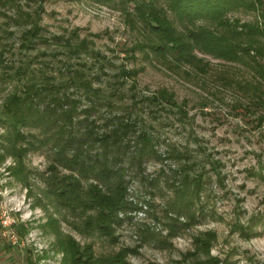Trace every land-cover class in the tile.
<instances>
[{
	"label": "rangeland",
	"instance_id": "obj_1",
	"mask_svg": "<svg viewBox=\"0 0 264 264\" xmlns=\"http://www.w3.org/2000/svg\"><path fill=\"white\" fill-rule=\"evenodd\" d=\"M137 1L0 0V50L1 42L8 44V65L28 63L27 73L38 82L49 75L80 97L81 107L90 103L89 88L110 93L112 84L123 79L118 76L121 69L134 67L137 88L127 82L113 97L111 110L104 106L96 115L103 122L132 113L140 128L158 138L162 154L145 163L146 176L159 178L155 195L144 189L134 165L128 200L139 208L121 210L112 230L101 231L106 218L97 210L66 206L56 195L61 179L72 172L63 166L52 170L55 150L30 134L38 129L23 128L39 148L19 155L28 139L15 136L5 100L27 78L0 67V264H63L67 256L58 241L72 239L96 255L120 253L128 264H195L196 258L213 264H264V0H242L227 12L230 24L224 28L210 19L196 20L232 35L234 43L253 44L248 54L234 59L199 50L195 58L173 53L163 57L149 46L135 48L156 37L140 19ZM158 3L166 6L179 29L190 25L164 0ZM19 5L22 12L37 9L44 37L35 48L19 47L23 30L31 25L30 19L16 22ZM83 39L87 49L77 55L71 47ZM68 64L83 71L89 88L71 83L69 68L64 70ZM162 89L174 94L177 107L165 100L151 106L141 98ZM135 91L138 103L131 96ZM185 164L186 171L189 165V171L205 177L201 202L193 208L199 217L171 236L176 231L167 228L171 217L166 210L174 197L177 170ZM83 183L89 186L88 180ZM146 192L150 205L142 203ZM181 220L186 221L183 216Z\"/></svg>",
	"mask_w": 264,
	"mask_h": 264
},
{
	"label": "trees",
	"instance_id": "obj_2",
	"mask_svg": "<svg viewBox=\"0 0 264 264\" xmlns=\"http://www.w3.org/2000/svg\"><path fill=\"white\" fill-rule=\"evenodd\" d=\"M164 1L179 20H186L190 25L186 24L183 30L179 29L174 19L169 18L166 6L158 3V0L137 1L135 7L140 19L156 37L152 43L146 41L135 48L149 46L163 57L167 53H173L177 58L184 56L195 58L196 50H199L228 59L237 58L242 53L248 54L253 48L252 43L246 46L241 45L240 42L234 43L232 35L218 28L211 29L206 25L196 24L197 19L205 18L224 28L230 24L226 17L227 12L241 6L242 0ZM22 7L21 5L16 22L20 24L22 20L30 19L31 25L23 30L19 47L20 49L35 48L38 39L44 37L39 19L36 20L37 9L22 12ZM250 31L257 30L252 28ZM1 44L0 67L12 69L24 80L27 78L20 91L13 92L5 100V112L7 118L12 121L15 136L27 140L28 137L23 128L38 129L30 134L40 140L41 144H51L55 150L52 170L55 172L58 166H63L72 172L61 179V185L57 188L56 195L61 202L66 206L77 204L83 208L97 210L100 216L106 218V223L100 226L101 231L112 230L113 224L119 219L121 210L134 208V206L139 208L138 203L134 204L128 200L129 186L135 179V176L129 175L130 168L137 165L144 189L149 195H155L154 189L159 180L157 177L149 178L145 174L147 159L162 157L158 149V138L147 128H140L139 120L137 118L135 120L132 113L122 116L114 115L110 119L105 118L104 123L100 122V115H96V113L100 114L101 107L106 106L111 110L114 106L113 97L124 90L127 82H132V89L137 88L138 71L134 67L121 69L118 76L122 75L123 79L119 80L118 84H112V88L115 89H111L110 93H104L98 89L89 88L90 79L83 80L84 75L81 69L66 65L64 70L69 68L66 72L70 74L71 83L82 82L89 88L87 97L90 103L81 107L82 99L76 97L74 92H67L62 83L52 81L49 75L43 74L44 80L39 82L30 78L27 73L30 70L28 63L25 66H9L4 56L8 44L2 42ZM68 44L71 43L68 41ZM87 45L88 41L83 39L71 48L74 53L80 55L79 52L87 49ZM131 96L135 103H138L136 91ZM141 98L143 101H148L151 106L161 105V100L174 105L172 107L178 105L174 94L166 89L152 92ZM38 134L42 137L39 138ZM26 142V145L19 147L18 150L21 151L19 155L39 148L33 140L28 139ZM185 166L186 164L177 170L179 177H176L172 183L174 197L166 210L171 217L167 228L169 231H176L172 232L171 236H176L183 227L188 228L193 225L199 217L198 211L193 208L198 201L201 202L205 177L202 172L197 174L196 171H189L192 170L189 165H187L189 170L186 171ZM134 173L137 174V172ZM83 179L89 181V186H84ZM147 192L144 193L145 195L142 193L141 199L142 203L150 205L149 199L146 198ZM199 208L201 212L204 211L203 206ZM182 216L186 221L181 220ZM211 240L209 238L208 242L211 243ZM58 242L67 256L63 264H128L124 255L120 253L105 257L96 255L89 246L81 249L74 239L67 243L63 240L62 244L60 240ZM206 249L208 253L210 247ZM195 262V264H213L208 258H196Z\"/></svg>",
	"mask_w": 264,
	"mask_h": 264
}]
</instances>
